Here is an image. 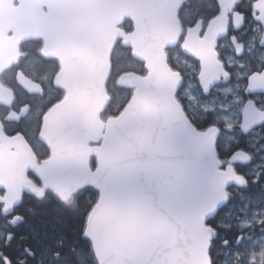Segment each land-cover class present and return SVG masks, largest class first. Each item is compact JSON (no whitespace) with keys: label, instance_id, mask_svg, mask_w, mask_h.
<instances>
[{"label":"water","instance_id":"obj_1","mask_svg":"<svg viewBox=\"0 0 264 264\" xmlns=\"http://www.w3.org/2000/svg\"><path fill=\"white\" fill-rule=\"evenodd\" d=\"M177 3L0 0V72L16 63L22 41L42 37L43 54L60 62L54 83L64 91L63 103L47 111L38 133V140L49 150L48 158L38 162L24 137L5 135L0 124L2 214L12 210L23 193L35 197L32 189L46 183V190L59 196L46 171L50 166L62 171L64 180L56 188L71 184L87 152L88 158L96 157L108 188L99 194V207L88 226L97 264H205L208 233L198 226L193 230V225L200 215L211 214L220 195L219 185L231 173L213 171L211 134L192 136L172 103V85L179 84L176 72L166 63L164 49L173 46L179 36ZM233 3L221 0L222 11L209 38L226 28ZM254 8L264 10V0H257ZM124 18L132 21L131 33L117 28ZM198 36L195 28L187 31L182 50L205 57L208 41ZM116 38L131 49L134 59L144 63L147 73L118 77L117 86L133 90L135 106L101 121L100 114L110 100L105 82ZM16 81L29 94L40 93L39 86L21 73ZM11 101V91L0 84V104ZM90 142L99 145L90 147ZM57 153L62 154L50 165ZM29 171L40 181L39 187L27 178Z\"/></svg>","mask_w":264,"mask_h":264},{"label":"snow or ice","instance_id":"obj_2","mask_svg":"<svg viewBox=\"0 0 264 264\" xmlns=\"http://www.w3.org/2000/svg\"><path fill=\"white\" fill-rule=\"evenodd\" d=\"M256 2L234 0L227 27L210 38L209 31L222 11L221 0H178L177 3L178 20L182 16L190 21L182 26L188 32L195 28L199 33L197 39L208 43L207 56L186 61L189 73L175 70L179 87L172 85L175 90L172 103L192 136L211 134L213 171L220 175L231 173L219 185L220 195L211 214L200 215L193 225V230L198 226L208 233L203 251L205 264H218L219 257L230 252L234 264L240 261L264 264V244L259 251L255 248L257 241H264L261 213L253 210L252 220L240 223L235 232L224 222L225 216L233 215L231 209L238 207L232 195L234 191L239 192L240 201L247 202L241 211H247L251 204L264 206V10L254 8ZM231 14L236 16L234 25ZM225 40L231 44V55L227 58L223 52ZM185 88L191 90V95L183 92ZM134 102L135 98L131 97L124 107H134ZM60 103L63 101H56L52 107ZM224 137L232 141L231 145L222 143ZM61 154L57 153L48 163L53 165ZM45 175L54 191L61 194L54 202L45 201L44 191L49 187L46 183L42 188L32 189L35 203L37 207L52 203L61 207H44L40 211L29 207L25 215L20 211L24 202L21 200L12 210L5 209L0 215V233L7 234L6 239L0 240V264H17V261L19 264H85L90 253L95 256L90 248L88 226L99 207L97 196L108 191L101 168L95 166L90 171L88 153L84 152L71 184L55 187L64 180L62 171L55 166H50ZM89 184L98 191L78 202L77 193L83 196L81 189ZM256 186L259 190L252 191ZM226 208L228 211L222 216ZM222 230L227 231L222 234ZM17 239L21 243L14 247L12 241ZM217 241L223 252L216 249ZM220 264L228 262L224 260Z\"/></svg>","mask_w":264,"mask_h":264},{"label":"flooded vegetation","instance_id":"obj_3","mask_svg":"<svg viewBox=\"0 0 264 264\" xmlns=\"http://www.w3.org/2000/svg\"><path fill=\"white\" fill-rule=\"evenodd\" d=\"M180 20L183 23H189L190 21L183 19V17H180ZM42 46V41L40 39H34L31 41V48L29 50H26L27 53H29L31 55L30 59L33 60L31 61L28 58H24L23 60L27 63L29 62H34L36 63V71L35 74L38 76L37 78H35L33 76V79L37 82H39L40 84H42L43 86L44 84V75H48L49 76V85H52V75L54 72H57L59 69V61L55 58H49V59H45L42 58L39 55V51L40 48ZM167 56H168V61L171 65V67L175 70H179L180 72H184V68L182 67L183 64H185L186 66H188V64L186 63V61H193L195 60L194 58H190L188 56L182 55L180 52L179 48H174L171 50L167 51ZM27 69L30 68V65L27 64ZM55 74V73H54ZM47 75L45 76V78L47 77ZM32 78V77H31ZM184 92V90H183ZM183 94V93H182ZM38 105L37 99L34 97H30L27 95H19L17 96V101H16V105H15V110L14 112H16V115H19V113L22 110V106H25L28 108V112L27 114L25 113L23 115L22 118H19V120H11V121H6L5 118L7 117L6 115L4 117L1 118L2 122L5 125L6 131L7 133L11 135H14L15 133H24L26 132V130H28L31 125H30V116L31 113L33 112L35 106ZM222 143H226L231 145L232 141L229 142L227 137H224L222 140ZM259 162V161H257ZM252 166L250 165L248 167L247 170H251ZM252 191H257L259 190V186H256V188L251 189ZM235 198V203H237L238 207L237 208H232V216H225L224 217V222L226 224H230L231 227V232H235L237 230V227L240 223L245 222V221H251L252 220V211L253 210H257L261 213V217L260 218H264V206L261 205H257V204H251L249 205L247 211H241L240 209H243L245 204L247 203L246 201H240L239 199V192L238 191H234L232 194ZM229 207H231V205H229ZM228 209H224L221 213V215L223 216L224 212H227ZM256 227H259V225H256ZM224 231L227 230H222V234ZM248 230L245 229V232H247ZM264 244V241H257L255 248L257 251H259L260 246ZM216 249H218L219 251L223 252L224 249L220 248V243L219 241L216 242ZM227 260L228 264H234V255L230 252L227 256H220L218 259V264H220V262ZM238 264H244V261H240L238 262Z\"/></svg>","mask_w":264,"mask_h":264},{"label":"rangeland","instance_id":"obj_4","mask_svg":"<svg viewBox=\"0 0 264 264\" xmlns=\"http://www.w3.org/2000/svg\"><path fill=\"white\" fill-rule=\"evenodd\" d=\"M223 45H224L223 52H224L225 57L227 58L228 56L231 55V51H230L231 47H229V42L228 43L224 42ZM112 58L114 59L113 72L118 77L120 75H122L124 71H128V70H132V71H135V72H142L141 64L136 62V61H134V60H132V59L129 60L127 51L125 49H123L121 46L119 47V49H117V52L115 53L114 57H112ZM25 63L26 62L24 60L20 61V65L16 69H18V70L23 69ZM182 67L184 68V72L185 73H189V67L188 66L183 64ZM114 74H112V75H114ZM46 75H44V81H45L44 82V84H45L44 86L46 88V91L48 90L49 99H52L54 93L52 92V90L50 88H48L49 76L47 75V77L45 78ZM6 78H7V81L9 82V84H10V88L14 89V90L15 89L18 90L17 88H14L12 86L10 76H7ZM187 92H188L187 93L188 95H191V90L190 89H188ZM115 93H116V97L117 98H116L114 107H115V109H119L121 106H123L125 104V102L129 98V94L127 92L120 93L118 91L117 92L115 91ZM49 99H46V102ZM24 107L25 106H22L21 108H24ZM40 111H41V109H40ZM27 112H28V110H27ZM27 112H26V114H27ZM33 119H34V117L31 116L30 117V121H31L30 122V125H31L30 132H33V122H32ZM228 141L231 142V140H228ZM0 195H2V192H0ZM3 234L5 235V233H0V240H2ZM85 264H88L87 257L85 258Z\"/></svg>","mask_w":264,"mask_h":264},{"label":"trees","instance_id":"obj_5","mask_svg":"<svg viewBox=\"0 0 264 264\" xmlns=\"http://www.w3.org/2000/svg\"><path fill=\"white\" fill-rule=\"evenodd\" d=\"M130 27H131L130 22H125L124 25H123V28L125 30H127V31L130 30ZM128 58H129V60H131V57L129 56V54H128ZM112 74H114V72ZM114 77H116V74H114V75L111 76L110 81L107 84L108 91L111 92V93H113V94L115 93V91L116 92L118 91L120 93H123L125 91L124 89H121V88H118V87L114 86ZM115 97H116V93H115ZM113 112H114L113 106L112 105H109L108 108H107V110L103 113V117H107V116L113 114ZM32 148H33V150L36 149V147L34 148L33 146H32ZM36 151H38V149H36ZM30 177L33 178L32 175H30ZM82 192H83V196H81L80 193H78V195H77L78 202H82L83 199L85 197H87L88 195H91L93 193H96L94 190H92L90 188H85L84 190H82ZM22 200L24 202H23V204H22V206L20 208V211H23L25 215L28 214L27 211H26V209L29 208V207H33L37 211H40L41 208H44V207H47L49 209L56 208V207H61L59 204H55V203L47 204V205H40L39 207H37V205L35 203V199L32 198L31 196H28V195H25L22 198ZM44 200L45 201H53L54 202L56 200V197L53 196L50 192H47L46 195H45V197H44ZM20 243H21V241H19L18 239L12 241V245L14 247L15 246H18ZM29 243H30V241H29ZM87 262H88V264H96L91 253L87 257ZM17 264H19L18 261H17Z\"/></svg>","mask_w":264,"mask_h":264},{"label":"bare ground","instance_id":"obj_6","mask_svg":"<svg viewBox=\"0 0 264 264\" xmlns=\"http://www.w3.org/2000/svg\"><path fill=\"white\" fill-rule=\"evenodd\" d=\"M31 60V59H30ZM31 61H33V60H31ZM27 64H29L30 65V68L29 69H27L26 67H27ZM25 63V65H24V70H25V73L27 74V75H33L35 78H37L38 76L35 74V71H36V63H34V62H29V63ZM39 102H40V105L42 106L43 105V101H41V100H39ZM40 107H38V109H39Z\"/></svg>","mask_w":264,"mask_h":264}]
</instances>
